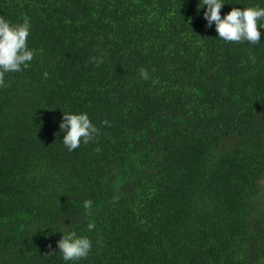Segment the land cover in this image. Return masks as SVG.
<instances>
[{
	"label": "trees",
	"instance_id": "trees-1",
	"mask_svg": "<svg viewBox=\"0 0 264 264\" xmlns=\"http://www.w3.org/2000/svg\"><path fill=\"white\" fill-rule=\"evenodd\" d=\"M198 2L0 0L35 52L0 83V264H66L59 220L78 264H264V29L224 42ZM66 110L94 142L67 150Z\"/></svg>",
	"mask_w": 264,
	"mask_h": 264
},
{
	"label": "clouds",
	"instance_id": "clouds-1",
	"mask_svg": "<svg viewBox=\"0 0 264 264\" xmlns=\"http://www.w3.org/2000/svg\"><path fill=\"white\" fill-rule=\"evenodd\" d=\"M199 8H203V18L207 26L215 27L218 39L224 42L249 44L260 43L262 33L258 27L264 29V7L244 6L232 7L221 16L220 9L230 0H199ZM31 31V22L28 16H23L19 21L13 22L0 16V83L4 82L5 75L8 73L20 72L29 67L35 52L28 47V37ZM255 63V57H251ZM140 78L150 79L149 70L141 67L139 69ZM47 79L48 73H42ZM102 125H108V120L101 121ZM60 130L63 131L62 143L68 151H74L80 145L88 144L100 134V128L93 123L88 114L84 111L62 112V119L59 123ZM85 210H90L91 202L84 203ZM61 225L60 238L56 241L60 258L71 264H78L79 261L86 259L92 249V241L89 236L79 234L72 226L73 221L67 225ZM48 223H44L38 229H42ZM50 226V225H49ZM87 231L91 232L95 227L94 222L87 223Z\"/></svg>",
	"mask_w": 264,
	"mask_h": 264
}]
</instances>
